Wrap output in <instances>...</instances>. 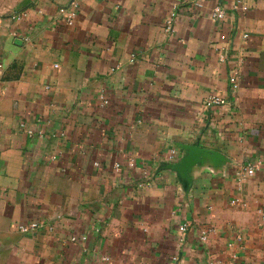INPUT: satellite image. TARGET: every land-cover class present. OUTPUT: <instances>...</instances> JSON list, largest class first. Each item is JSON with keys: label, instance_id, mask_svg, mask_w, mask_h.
Instances as JSON below:
<instances>
[{"label": "crops", "instance_id": "obj_1", "mask_svg": "<svg viewBox=\"0 0 264 264\" xmlns=\"http://www.w3.org/2000/svg\"><path fill=\"white\" fill-rule=\"evenodd\" d=\"M70 1L0 0V264H264V0Z\"/></svg>", "mask_w": 264, "mask_h": 264}, {"label": "built area", "instance_id": "obj_2", "mask_svg": "<svg viewBox=\"0 0 264 264\" xmlns=\"http://www.w3.org/2000/svg\"><path fill=\"white\" fill-rule=\"evenodd\" d=\"M76 8H77V3L74 0H72V1H70L69 5L66 8L65 7L60 8L58 13H59V15L65 17V20L68 24H71L72 20L75 16ZM172 15H173V13H172ZM212 18L216 19V20L223 19L224 18V11L219 7H215L213 12H212ZM229 81L231 83L235 84L236 75L235 74L229 75ZM225 103H226V99L223 96H221L218 93H212L204 99L202 106H203V108L206 109V108H212V107H216V106L221 107V106L225 105ZM175 154H176V151L174 149H172L171 153L168 156L170 161L174 159ZM253 173H254V167L253 166H247L243 169L242 177L243 178L244 177H250L253 175ZM237 203H238V201H236V200L232 201V204H237ZM245 205L246 204L243 202L240 203V206H242V207H244ZM29 227L30 228H36V227H38V224L32 223ZM27 228L28 227H21V226L19 227V229L22 231L26 230ZM210 231H211L210 228H201L199 230L200 239L202 241H207L209 234H210ZM223 264H234V260L232 259V260L225 262Z\"/></svg>", "mask_w": 264, "mask_h": 264}, {"label": "water", "instance_id": "obj_3", "mask_svg": "<svg viewBox=\"0 0 264 264\" xmlns=\"http://www.w3.org/2000/svg\"><path fill=\"white\" fill-rule=\"evenodd\" d=\"M180 149L183 153L179 161L167 164L165 167L175 170L178 174H181L182 177L189 180L187 174L188 168L199 162L204 153H208L210 151L203 149L198 145V143L195 145H180Z\"/></svg>", "mask_w": 264, "mask_h": 264}]
</instances>
